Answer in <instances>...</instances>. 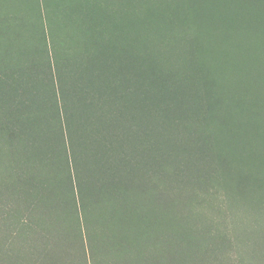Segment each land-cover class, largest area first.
Segmentation results:
<instances>
[{
  "label": "trees",
  "instance_id": "1",
  "mask_svg": "<svg viewBox=\"0 0 264 264\" xmlns=\"http://www.w3.org/2000/svg\"><path fill=\"white\" fill-rule=\"evenodd\" d=\"M19 2L0 0V264H222L237 233L191 190L264 205V0ZM148 190L196 222L148 223Z\"/></svg>",
  "mask_w": 264,
  "mask_h": 264
},
{
  "label": "rangeland",
  "instance_id": "2",
  "mask_svg": "<svg viewBox=\"0 0 264 264\" xmlns=\"http://www.w3.org/2000/svg\"><path fill=\"white\" fill-rule=\"evenodd\" d=\"M5 2L10 0H3ZM14 3L12 7L15 10H22V7L19 6V0H11V4ZM23 11V10H22ZM2 170V169H0ZM8 180L6 173L2 172L0 174V179ZM219 190V191H217ZM163 191V190H162ZM217 191V194H216ZM194 192L195 196L193 200L190 202L191 209L197 216L206 220L214 221L215 225L221 226L222 228L231 227L232 232L236 231L239 243H237L238 247L231 248L229 250L230 253L220 254V261L224 264L227 260L230 262L233 260V264H264V205L261 206L259 203L254 202V198H252V202L244 203L239 201V195L236 193V197L234 199H227L223 194L226 192L225 189H215L208 188V190H203L197 188L196 190H191ZM211 193V197L210 194ZM166 192H157L155 190H148V223L154 225H162V224H174V225H182V224H190L196 222V220H192L187 217H183L177 214L171 213V208L169 207L172 202L167 200ZM212 200V203H207V199ZM239 199V200H238ZM3 201V202H2ZM9 201V197L7 194L3 195V198L0 199V204H7ZM206 201V203H205ZM212 204V205H211ZM175 206H181V202L176 201ZM15 205H5V211L8 214L16 215L18 213L17 210H14ZM184 206V205H183ZM8 207V210H7ZM22 207V206H21ZM220 208V209H219ZM35 212L36 218H42L45 221L48 217L45 216L46 208L39 206ZM181 210V208H180ZM219 210V211H218ZM48 211V210H46ZM174 211V210H173ZM41 212V213H40ZM49 212V211H48ZM4 213V212H3ZM5 214V213H4ZM234 214V215H233ZM3 215V214H0ZM44 215V216H42ZM47 217V218H46ZM27 218V216H25ZM13 220V217L11 218ZM23 219V216H22ZM21 219V220H22ZM200 219V220H202ZM35 220V219H34ZM51 220V219H50ZM39 221V220H35ZM48 221L46 220V223ZM155 222V223H154ZM202 222V221H200ZM11 223H16V221L8 220V227L5 226L3 229V243L4 247L9 252H16L18 247H22L18 239V235L12 237L8 234L7 228L9 230L13 229L14 226ZM199 223V222H198ZM246 227L251 235L252 239L248 240V237L244 234H241V231L238 228ZM232 234V233H231ZM241 234V236H239ZM234 236V234H232ZM263 238L261 241L260 238ZM240 238H243L242 240ZM0 240H2L0 238ZM32 240V239H29ZM241 240V241H240ZM256 242L258 243H255ZM24 248V247H23ZM4 250V249H3ZM252 252H255L256 257L260 258L261 263L259 261L254 260L255 257L252 255ZM260 256V257H258ZM238 260L240 262L238 263ZM1 262V261H0ZM6 264H9L7 262ZM217 264H220V262Z\"/></svg>",
  "mask_w": 264,
  "mask_h": 264
}]
</instances>
